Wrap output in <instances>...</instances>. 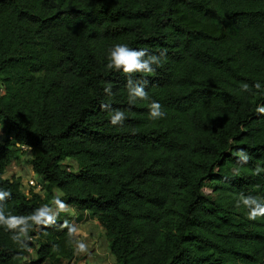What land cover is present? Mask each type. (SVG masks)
I'll use <instances>...</instances> for the list:
<instances>
[{"label": "trees", "instance_id": "trees-1", "mask_svg": "<svg viewBox=\"0 0 264 264\" xmlns=\"http://www.w3.org/2000/svg\"><path fill=\"white\" fill-rule=\"evenodd\" d=\"M117 43L166 51L152 74L130 77L148 81L165 118L130 104L126 75L106 68ZM103 104L124 111L123 124ZM259 106L264 0H0L2 210L28 215L57 190L78 219H95L116 264H264V217L237 206L241 194L264 198ZM24 150L43 195L4 177ZM64 221L30 230V250L0 226V264H24L31 250L29 264L80 263Z\"/></svg>", "mask_w": 264, "mask_h": 264}, {"label": "clouds", "instance_id": "clouds-1", "mask_svg": "<svg viewBox=\"0 0 264 264\" xmlns=\"http://www.w3.org/2000/svg\"><path fill=\"white\" fill-rule=\"evenodd\" d=\"M166 56V51H162L160 55L149 54L147 49H132L126 43H117L108 50V56L106 68L109 70L122 71L126 75V88L128 91L129 103H135L137 99L141 101H149V118L152 120H160L166 117V112L163 110L161 104L157 101L150 99L148 92L145 91V87L148 83L147 80H137V86H133L130 77L134 73L152 74L154 72L153 65L157 67L161 66V58ZM254 87L259 90L261 85L256 83ZM248 84L243 85L244 90H248ZM105 93L111 95V88L104 89ZM104 110H109V123L113 126L123 124L126 119L125 113L119 109H111L108 104L101 105ZM256 111L264 115V106H259ZM245 153L243 149L239 150L237 155ZM249 157H244V163H247ZM264 172V169L257 167L254 170L255 175H260ZM11 196L10 191L0 190V201H4L5 198ZM55 205L56 212L52 211V206ZM243 205L247 209V219L250 221H256L259 218L264 217V198L256 196H244L241 194L237 206ZM4 205H0V226L12 233L11 239L14 243L18 244L21 248L28 249V241L32 239L29 236V231L35 228L47 229L53 226L56 222V217L62 212L69 211V205L59 198L54 196L51 204H42L38 208L28 215H5L2 210ZM31 221V224L28 222ZM68 221L65 220L61 227H68ZM69 233H77V229L69 227ZM74 237V251L77 254H87L88 245L83 239ZM22 237L25 239L22 240ZM53 251H59L58 245H53Z\"/></svg>", "mask_w": 264, "mask_h": 264}, {"label": "rangeland", "instance_id": "rangeland-1", "mask_svg": "<svg viewBox=\"0 0 264 264\" xmlns=\"http://www.w3.org/2000/svg\"><path fill=\"white\" fill-rule=\"evenodd\" d=\"M7 123L3 122L0 119V140L3 141L7 137L6 135ZM21 148L24 149V146ZM32 154L28 150H24V152L20 153L16 159L10 164L4 173V177H19L21 180V187L24 193L29 191V187L27 182L29 180H34L41 183V178L36 175L30 164V159ZM75 168V165H74ZM42 184V183H41ZM203 190V189H202ZM204 192H209L208 189H204ZM42 195L43 191H39ZM56 196H61L59 191H55ZM52 211L56 212L55 205H52ZM80 211L74 205H69L68 212H62L57 217L62 220H67L69 224L73 225L74 228L77 229V237L78 239H83L84 242L88 245V253L87 254H77L76 255L82 260L80 263L77 261L67 262L62 260L56 264H116L114 263L113 257L108 251V238L101 230V228L97 225L94 218L89 216L87 212L82 217V219H78V215ZM77 233H73L76 236ZM35 257V253L33 250L30 251L28 256L25 259L24 264H29V260Z\"/></svg>", "mask_w": 264, "mask_h": 264}, {"label": "built area", "instance_id": "built-area-1", "mask_svg": "<svg viewBox=\"0 0 264 264\" xmlns=\"http://www.w3.org/2000/svg\"><path fill=\"white\" fill-rule=\"evenodd\" d=\"M28 187L30 188L29 190H33L34 192L39 193V191H43V184L34 181V180H29L27 182Z\"/></svg>", "mask_w": 264, "mask_h": 264}]
</instances>
